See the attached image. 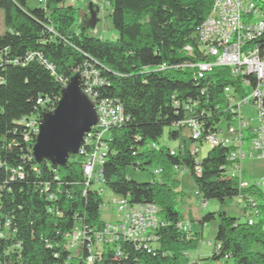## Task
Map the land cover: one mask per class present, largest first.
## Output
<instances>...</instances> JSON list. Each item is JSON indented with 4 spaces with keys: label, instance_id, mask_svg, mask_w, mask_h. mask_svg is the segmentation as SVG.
Returning <instances> with one entry per match:
<instances>
[{
    "label": "trees",
    "instance_id": "1",
    "mask_svg": "<svg viewBox=\"0 0 264 264\" xmlns=\"http://www.w3.org/2000/svg\"><path fill=\"white\" fill-rule=\"evenodd\" d=\"M110 3L117 33L112 41L76 26L77 7L65 0H44L34 8L26 0H0V264H87L85 247L73 254L65 248V236L79 224L87 239L104 225L103 198L95 187L85 186L83 156H70L63 167L38 164L31 156L35 135L27 124L53 109L61 88L82 69L97 72L96 98L120 104L125 117L103 139L102 187L131 204L152 203L159 210L149 252L143 244L123 241L120 256L104 245L92 264H197L186 254L196 248L197 234L187 238L179 230L178 192L167 184L177 171L188 173L201 203L244 200V221L224 212L202 215V225L218 218L210 259L227 256L235 264H264V221L247 222L246 199L257 200L259 192L252 186L239 190L228 176L227 147L209 148L199 158L191 149L203 140L197 144L176 126L191 109L205 134L226 123L222 92L231 84L229 69L215 67L194 79L195 69L189 66L207 60L198 53L197 31L213 0ZM29 54L32 58L25 61ZM166 127L176 149L159 144ZM153 164L165 178L137 182L126 175L128 166L146 170Z\"/></svg>",
    "mask_w": 264,
    "mask_h": 264
},
{
    "label": "built area",
    "instance_id": "2",
    "mask_svg": "<svg viewBox=\"0 0 264 264\" xmlns=\"http://www.w3.org/2000/svg\"><path fill=\"white\" fill-rule=\"evenodd\" d=\"M43 1L38 0V3ZM76 2L77 0H65V5L75 6ZM197 33L198 53L206 56L207 60L189 65L195 69L194 79L206 77L215 67L229 69L226 70V78L231 84L226 85L222 92L226 123L216 131L205 134L201 123L191 115L194 113L191 109L176 126L197 144L203 140L209 148L227 147L228 176L238 182L239 190L252 186L264 198V181L251 183L244 177L243 165L246 160L264 159V0H213L210 12ZM185 50L192 53L190 46H186ZM32 56L33 54H29L25 61ZM77 73L80 75L83 93L94 103L97 112V123L85 134L78 155L83 156L82 173L86 188L93 186L102 196L105 189L102 187L104 180L101 173L106 151L103 139L125 117L120 104L110 99L96 98L94 87L101 81L95 70L82 69ZM37 103H42L41 99ZM244 106H250L253 114L243 113L241 110ZM39 116L33 117L27 124L35 137ZM199 152V146L191 149L192 154ZM155 173L160 174V169ZM110 202L116 208V220L104 222L102 228L87 239L80 227L74 228L65 236L66 250L74 253L85 247L87 264L94 262L104 245L111 246L118 257L123 241L138 246L143 244L149 252L151 249L147 248V244L156 239L159 210L155 204H131L120 196H113ZM246 204L249 211L247 222L252 225L254 217L261 214L259 203L250 196L246 199ZM204 206L202 203V208ZM178 228L187 238H192L193 232L187 223L181 221ZM224 258L228 259L227 256Z\"/></svg>",
    "mask_w": 264,
    "mask_h": 264
},
{
    "label": "rangeland",
    "instance_id": "3",
    "mask_svg": "<svg viewBox=\"0 0 264 264\" xmlns=\"http://www.w3.org/2000/svg\"><path fill=\"white\" fill-rule=\"evenodd\" d=\"M90 3L96 11L98 22L93 29H88L87 34L102 40H114L117 33L111 23L110 14L112 13V6L110 0H77L75 3V7H77L75 25L78 26L89 19L90 11L88 5ZM38 5H40L38 0H26V6L29 8H34ZM3 32V13L0 9V34ZM241 111L246 115L253 114L250 106H244ZM168 130V127L164 129L159 144L167 145L171 149H176L177 142L167 138ZM182 133L185 135V131ZM198 146L200 147L199 158H202L209 150V146L206 144H198ZM243 163L244 177L246 179H249L253 184L264 181V159L254 161L246 160ZM159 168L160 166L157 164L149 166L146 170H139L133 166H128L125 172L129 179L137 182H149L153 178L156 180L165 178L161 174L155 173ZM170 178L171 180L168 179L167 184L172 185V187L175 186L178 192L175 198V208L180 212L181 221L187 223L191 231L198 236L196 248L186 251L188 258L191 257L193 262L197 264H235L231 258L225 259L222 257L219 260L210 259L215 249L214 237L218 225V218L216 217L214 220L203 225L200 223V219L203 214L208 212H224L231 217L244 221V200L239 196L227 199L223 203L217 200H208L202 208L200 197L197 195L196 188L187 172L177 171L172 174ZM113 196L115 195L107 189H105L102 194L104 206L100 209V219L104 222L114 221L118 217L116 208L110 202ZM255 197L262 206V209H260V216L254 217V220L257 221L261 219L264 221V198L260 195ZM75 228H79V224H76ZM77 252L78 251H75L73 254H77ZM190 261L192 260L190 259Z\"/></svg>",
    "mask_w": 264,
    "mask_h": 264
},
{
    "label": "water",
    "instance_id": "4",
    "mask_svg": "<svg viewBox=\"0 0 264 264\" xmlns=\"http://www.w3.org/2000/svg\"><path fill=\"white\" fill-rule=\"evenodd\" d=\"M90 17L79 25L93 29L97 14L90 3ZM97 123L94 103L81 89L79 73L73 74L60 90V97L53 109L43 110L39 116L38 132L31 156L40 164L43 161L63 167L70 156H77L87 132Z\"/></svg>",
    "mask_w": 264,
    "mask_h": 264
},
{
    "label": "crops",
    "instance_id": "5",
    "mask_svg": "<svg viewBox=\"0 0 264 264\" xmlns=\"http://www.w3.org/2000/svg\"><path fill=\"white\" fill-rule=\"evenodd\" d=\"M169 180H171V178H169ZM198 237V236H197ZM192 261H193V259L191 258V257H189Z\"/></svg>",
    "mask_w": 264,
    "mask_h": 264
}]
</instances>
